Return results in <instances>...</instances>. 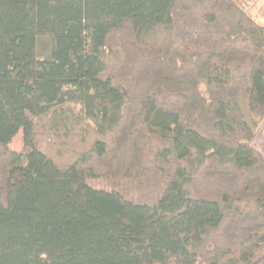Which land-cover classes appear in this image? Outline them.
<instances>
[{"label": "trees", "instance_id": "obj_1", "mask_svg": "<svg viewBox=\"0 0 264 264\" xmlns=\"http://www.w3.org/2000/svg\"><path fill=\"white\" fill-rule=\"evenodd\" d=\"M262 122L237 0H0V264H264Z\"/></svg>", "mask_w": 264, "mask_h": 264}, {"label": "rangeland", "instance_id": "obj_2", "mask_svg": "<svg viewBox=\"0 0 264 264\" xmlns=\"http://www.w3.org/2000/svg\"><path fill=\"white\" fill-rule=\"evenodd\" d=\"M237 2L239 7L247 13L255 23L264 24V0H237ZM73 109L76 112L78 111L77 107H73ZM39 140L43 148L49 147L47 145L48 140L45 137H39ZM252 147L257 150L264 159V122L260 123L255 133ZM10 148L13 150H19L21 148V136L19 134L11 142Z\"/></svg>", "mask_w": 264, "mask_h": 264}]
</instances>
